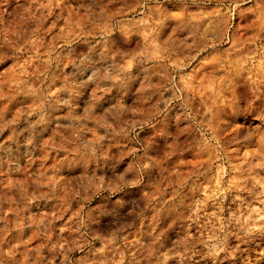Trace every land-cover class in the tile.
Here are the masks:
<instances>
[{"label":"rangeland","instance_id":"374dc122","mask_svg":"<svg viewBox=\"0 0 264 264\" xmlns=\"http://www.w3.org/2000/svg\"><path fill=\"white\" fill-rule=\"evenodd\" d=\"M0 264H264V0H0Z\"/></svg>","mask_w":264,"mask_h":264},{"label":"clouds","instance_id":"9594fccd","mask_svg":"<svg viewBox=\"0 0 264 264\" xmlns=\"http://www.w3.org/2000/svg\"><path fill=\"white\" fill-rule=\"evenodd\" d=\"M83 163L87 164V163H88V161H83Z\"/></svg>","mask_w":264,"mask_h":264}]
</instances>
